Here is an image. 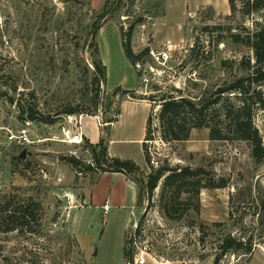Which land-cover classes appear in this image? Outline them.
<instances>
[{"label": "rangeland", "instance_id": "374dc122", "mask_svg": "<svg viewBox=\"0 0 264 264\" xmlns=\"http://www.w3.org/2000/svg\"><path fill=\"white\" fill-rule=\"evenodd\" d=\"M259 1L264 5V0ZM235 4L232 10L229 0H0V189L31 195L44 207L40 235L0 233V264H32L36 259V264H92L72 234L70 219L81 188L100 171L88 148L90 142L70 140L76 138L80 115L97 121L99 117L104 126L101 140H106L107 121L116 118L115 104L122 98L147 102L137 104L138 115L129 126L134 132H146L145 116L152 115L146 144L153 167H200L226 183L202 189L199 212L190 209L182 218L170 219L160 203L163 178L149 194V165L143 174L131 172L137 174L143 209L141 215L139 207L130 220L141 215L137 227L126 229L136 248L134 260L264 264V159L257 162L246 141L210 139L205 127L192 129L186 140L169 141L155 116L162 97L199 98L246 74L241 60L252 57V52L233 42L230 34L251 29L263 16L261 10L245 14L240 0ZM120 29L124 38L131 29L135 54L170 46L171 56L164 64L142 56L136 62H141L144 76L136 73V89L113 94L115 87L107 91L106 85L131 79L122 62L126 56ZM101 61L105 82L97 81L95 64ZM132 66L136 72V64ZM21 94L52 122L21 120L17 101ZM254 122L264 146L263 111L256 113ZM129 148L141 165L146 163L138 144L132 142ZM22 151L25 156L17 158ZM69 156L91 168H74ZM116 226L109 225L112 235ZM229 234L245 245L250 243L252 250L221 255L219 245ZM120 254L118 250L114 264H122Z\"/></svg>", "mask_w": 264, "mask_h": 264}, {"label": "trees", "instance_id": "16d2710c", "mask_svg": "<svg viewBox=\"0 0 264 264\" xmlns=\"http://www.w3.org/2000/svg\"><path fill=\"white\" fill-rule=\"evenodd\" d=\"M229 1L231 9L235 10L236 0ZM240 3L245 14L261 10L263 16V20L255 21V25L251 29L243 27V32L230 34L233 42L246 46L252 52V57L241 60L242 68L245 69L246 74L217 87L211 94L202 95L199 98L183 94H169L162 97L159 99V109L155 116L164 139L169 141L186 140L189 138L192 129L205 127L209 129V138L212 140L237 139L246 141L251 148L252 157L259 162L264 159V146L262 136L254 120L258 111L264 112V5L259 0H240ZM120 30L125 56L134 65L137 60L147 54L148 48L138 55L135 54L130 44L131 29L126 34L127 38L123 37L122 29ZM93 33L95 31L92 32V36L95 35ZM94 52L99 54L97 46H95ZM95 67L96 72L100 74L97 81L105 82V65L101 61V63L96 62ZM13 89L16 90V87ZM119 92L129 93L130 91L123 90L121 87H116L113 90V94ZM31 100L30 98L23 99V94L19 96L17 101L18 109L21 110L20 119L38 120L44 123L52 122L38 111L36 103H31ZM96 104L97 102H95ZM112 104L113 102L110 103V105ZM116 118L109 119L106 126H110ZM151 120L152 115L149 114L143 141L146 164L151 169L146 177L147 192L153 193L163 178L159 197L162 211L166 217L180 219L190 209L199 212L202 189L223 187L226 183L223 179L218 182L200 167L193 168L188 165L173 168L167 165L153 167L150 163L151 155L146 144V140L151 138L149 137L151 136ZM88 148L96 163L95 168L100 172L123 171L127 174L131 172L143 174L141 167L132 160L109 157L104 139L97 145L89 143ZM17 158H20V155ZM67 160L74 168L81 165L86 166L87 169L91 168L90 165H85L77 157L69 156ZM141 203L140 192L138 204L141 205ZM43 218L44 207L41 201L31 195H21L14 190L3 191L0 189V233L16 232L24 236L40 235ZM133 243L132 237L128 238L126 233L123 255L129 263L134 260L136 251ZM244 243L233 238L230 234L227 235L219 245L221 255L229 250L239 249H242L244 253H249L252 246L249 245L250 243L247 245ZM218 259L219 257L215 259V263L218 262ZM36 261L32 264H36Z\"/></svg>", "mask_w": 264, "mask_h": 264}, {"label": "crops", "instance_id": "0c3cea01", "mask_svg": "<svg viewBox=\"0 0 264 264\" xmlns=\"http://www.w3.org/2000/svg\"><path fill=\"white\" fill-rule=\"evenodd\" d=\"M102 60L106 64V60L104 58ZM122 62L126 69L130 71L131 79L124 82V78H121L114 82L113 87L106 85L107 91H111L118 85L123 90L136 89L137 75L132 64L127 57L123 58ZM140 103L147 102L143 99L134 98H122L116 101V112L119 113V116L110 124L109 135L104 140L109 157L132 160L143 170L146 163L141 165L129 148L134 142L140 146L144 155L143 141L145 131L137 133L136 131L134 132L133 127L129 126L138 115L136 106ZM79 125V129L73 135L76 137L74 138L76 141L79 138H86L93 145L99 144L104 134L102 130L104 126L97 121L96 117L80 115ZM70 142L73 143V141ZM136 176L137 174H127L123 171L100 172L93 182L81 188L80 195L77 198L78 203L71 210V229L72 234L82 247L90 263L114 264L117 260L118 250H120L122 264H128L123 255L126 229L129 225L133 226V223H138L143 212L142 206L138 204L140 185ZM106 201H108L109 209L104 212L103 205ZM139 207L141 208V215L136 221L134 220L131 223L130 220ZM99 219H101L100 222L103 225L100 232L97 230ZM115 224H117L116 230L115 232L113 231L112 235L109 231V225L115 226ZM95 240L97 246H95ZM150 263L164 264L158 261H150ZM144 264H147V262L145 261Z\"/></svg>", "mask_w": 264, "mask_h": 264}, {"label": "built area", "instance_id": "2783aa9c", "mask_svg": "<svg viewBox=\"0 0 264 264\" xmlns=\"http://www.w3.org/2000/svg\"><path fill=\"white\" fill-rule=\"evenodd\" d=\"M171 47L170 46H166L163 49H154V48H150L148 50L147 55L149 56V58L151 60H153L155 63L157 64H164L171 56ZM136 73H138L139 76H144V74L142 75V66H141V62H136ZM134 64V65H135ZM150 69L152 70V67H150ZM145 80V78H144ZM101 113V112H100ZM119 116V113L116 114V117ZM98 117V116H97ZM98 122L101 124V120L98 117ZM154 161L151 160V163H153ZM103 209L104 212H107L109 209V204L108 201H106V203L103 205ZM138 223H133V227H137ZM145 263V259L143 257H140L138 259L134 260V264H144ZM128 264H131L128 262Z\"/></svg>", "mask_w": 264, "mask_h": 264}, {"label": "water", "instance_id": "95a60500", "mask_svg": "<svg viewBox=\"0 0 264 264\" xmlns=\"http://www.w3.org/2000/svg\"><path fill=\"white\" fill-rule=\"evenodd\" d=\"M20 156L24 157L25 156V151H22V153L20 154Z\"/></svg>", "mask_w": 264, "mask_h": 264}, {"label": "bare ground", "instance_id": "6f19581e", "mask_svg": "<svg viewBox=\"0 0 264 264\" xmlns=\"http://www.w3.org/2000/svg\"><path fill=\"white\" fill-rule=\"evenodd\" d=\"M70 141H73V142H74V141H76V139L73 138V139H71ZM77 141H78V140H77Z\"/></svg>", "mask_w": 264, "mask_h": 264}]
</instances>
